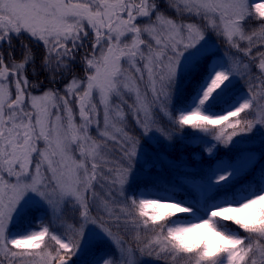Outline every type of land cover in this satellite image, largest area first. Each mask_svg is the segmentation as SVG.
Listing matches in <instances>:
<instances>
[{
  "label": "snow or ice",
  "instance_id": "obj_1",
  "mask_svg": "<svg viewBox=\"0 0 264 264\" xmlns=\"http://www.w3.org/2000/svg\"><path fill=\"white\" fill-rule=\"evenodd\" d=\"M213 35L235 50L231 63L214 59ZM34 46L43 49L38 65ZM256 47H264V0H0V256L77 264L73 257L92 253L98 258L89 264H145L114 233L120 217L92 215L87 193L95 197L94 182L109 180L106 170L115 172L108 195L122 202L125 223L154 233L137 244L141 254L155 251L186 264H264V166L257 168L264 154L242 150L234 161L217 160L195 174L185 167L180 183L197 194L191 200L164 202L175 197L145 198L140 191L164 181L165 168L181 167L150 152L153 140L173 148L184 139L175 133L187 126L211 144L203 151L215 160L218 144L227 147L240 136L235 145L242 147L248 134H264V109L259 118H247L264 99V51L253 56ZM81 51L82 76L73 67ZM246 77L244 94L214 111L233 81ZM189 79L196 81L191 103L176 108ZM110 143L118 145L114 168L108 167ZM242 181L249 182L231 199H216ZM40 208L72 223L65 231L41 224L12 232L16 217ZM177 213L199 222L165 223ZM223 222L244 234L225 230Z\"/></svg>",
  "mask_w": 264,
  "mask_h": 264
},
{
  "label": "rangeland",
  "instance_id": "obj_2",
  "mask_svg": "<svg viewBox=\"0 0 264 264\" xmlns=\"http://www.w3.org/2000/svg\"><path fill=\"white\" fill-rule=\"evenodd\" d=\"M169 14L172 15V13H169ZM251 27L255 28V27H257V25L252 24ZM211 39H212L211 48H212V50L217 52V56L214 59H216V60L227 59L228 62L231 63L232 60L234 59L232 57V52H234L235 50L234 49L230 50L227 43L222 38H219V37H216L215 35H213L211 37ZM38 48L42 49V47H38ZM34 50L38 51L36 47L34 48ZM257 51H264V47L254 48L253 53H252L253 56H255ZM83 55H84V51H81L77 55L76 64L73 66L75 74L81 75V76L84 74L83 70H82V64L80 63V60H81ZM243 63L247 64V63H249V61L247 59H245L243 61ZM253 63H258V61H254ZM125 67H127V65H125ZM244 71L245 70L243 69V66H241L240 74L242 75L244 73ZM254 71L257 72L255 69L253 70V72ZM253 72H252V75H255ZM39 79L44 81L45 87L51 86V85H48V82H47V80L44 79L43 75H41L39 77ZM186 81H188V80H185L184 84L186 83ZM146 83H147V77H145V81L140 84L141 93H143L145 91V84ZM233 83H234L235 87L232 88L231 91H229L225 96H223L222 98H219L216 102H214V105H213L214 111H217L218 109H220L218 106H216V103L223 102L225 104L226 101L231 102L233 100V98L230 99L232 96H234L235 99H239V97L244 94V87L247 85L248 79L246 77L245 79H241L239 81V83H237L236 81H233ZM55 87L61 88L62 84H57V85H55ZM35 94L39 95L40 93L37 92ZM98 99H99L98 96H94L93 102H98ZM128 103L131 104L132 100H129ZM257 104L259 106L256 107L255 112L253 113V116L250 117L249 119L259 118V115L262 113V109H264V99H258ZM73 110H74V113H78V107L76 105H73ZM125 111L127 112V109H125ZM53 113L55 115V110H53ZM54 115H53V119H54ZM76 122L78 124L80 123L78 115L76 118ZM100 122H101V129L100 130H103L102 112H101ZM127 124H128L129 129L134 128V124L132 122L131 117H129ZM166 127H168L169 130L171 131L170 126L166 125ZM97 131H98L97 128L95 127V125H93L92 130H91V135L94 138L98 139ZM193 131H195V130H192L186 126L182 132L177 131L175 133V135L177 137L183 136L184 137L183 140H186L187 142H189L192 145L191 156L194 158L195 154H199L198 156H196V158H194L195 160H206V161L212 160L208 157L207 153L203 151V149H205L206 147H210L211 144H204L201 140L193 137L192 136ZM133 134H136V133H133ZM250 135L252 138L244 140L242 147L246 148L247 152H251L255 156L260 157L262 154H264V134H261L260 132H256L255 134H250ZM208 139L211 140V137H208ZM258 139H262L260 142V145L250 147ZM237 140H241V139H239V136L234 137L232 144H229L227 147L224 144H218L217 145V151H216V158H215V160H212V163L215 164L217 160H221V159L225 160V156L221 155L219 153V151L225 150V148H231V149L236 148L237 146L235 145V142ZM215 143H216L215 141H212V144H215ZM38 147H40V148L44 147L43 141L38 143ZM108 147L112 150V154L109 156V160L112 161V163H110L108 165V167L114 168L118 164V158H119V152L117 151L118 145L110 143L108 145ZM146 147H148V150L152 153L162 154V155L166 156V158L170 161L174 160V159L167 156V154H166L167 147H163L162 149L156 148V141L155 140H153L151 143L146 145ZM253 147L255 149H252ZM37 160H38V157L34 154L33 160H32L33 166L35 165ZM175 161H177L178 163L181 164V167L179 169H176L173 171V170H169V169L165 168L163 175L166 177V179L164 181L156 184L155 186L149 185V187L147 189H145L143 186H141L140 190L143 191L148 196H151L153 198H159V197H163V196H174L175 197V200H173V201H164V202H177L179 200H191L194 196H196L197 194L192 193L186 184L182 185L180 183V178L185 175V171H184V168L186 167L185 163H187L189 160L183 161L185 163H182L179 160H175ZM261 166H264V159H261L259 161V163L257 164V168H259ZM186 168L190 174H195L198 172L197 169H195V168H189V167H186ZM104 175L109 176V180H110L111 177L115 175V172L110 175L105 170ZM173 177L176 178L174 183H169V181L172 180ZM109 180H105L101 177H98V180L96 182H94L93 191L95 193V197H93V192L87 193L88 199L90 201V209H91L92 215L93 216H101V217H104L105 219H109L110 217H117V216L120 217V221H119L120 230L117 231L116 228L113 227L114 233H116L117 238L123 239L125 241L124 246L126 248L136 249L137 255L139 256L140 259H142L145 262V264H186V261H184V260H178V261L173 262L172 260H170V258L167 257L166 254H161L159 257H157L155 255V251H153V255H151V256L147 255V250L143 254H141L139 252V250L137 248V244L139 243L140 246L147 244L148 241L152 239V236L154 235V233H151V231H144L143 229H138L131 222L125 223L126 217L124 216V213L121 211V207H120L122 202L115 197L110 198L108 195L110 192L113 191L112 187L109 184ZM249 180H251V177L249 178ZM247 182H249V181H242L240 184L235 185L232 189L228 190L227 195H225L224 192L217 194L216 199L217 200H223L225 198L231 199L232 193L237 191L240 187L245 186V184ZM164 185L172 186L175 188H181V189L185 190L186 192H185V194H179V193L175 192L172 188H165ZM113 200H115V203H113ZM106 201H107V204H105ZM200 216H201V214L198 213V217H200ZM48 218H49V221H50V224H51L53 230L65 231L67 225L72 223L71 220H67L65 222V219L63 217L60 219H57L56 216L51 215L50 213H48ZM204 218H206V217H204ZM19 219H20V217H16L14 222H13V225L16 224L19 221ZM192 223H194V222H192ZM225 230L233 231L229 228H226ZM137 236L139 237V240H137ZM101 247L107 248L108 246L103 245ZM95 258H98V257H95L92 253H89V254H82V255L73 257L72 259L77 261V264H89V261H91ZM0 260H3V264H29L27 259H25L24 261H21L20 259H16V260H12L10 262L9 259H7L3 256H0Z\"/></svg>",
  "mask_w": 264,
  "mask_h": 264
},
{
  "label": "trees",
  "instance_id": "obj_3",
  "mask_svg": "<svg viewBox=\"0 0 264 264\" xmlns=\"http://www.w3.org/2000/svg\"><path fill=\"white\" fill-rule=\"evenodd\" d=\"M34 48H35V46H34ZM36 48L38 50V51H35L36 52V56H37V65H38L39 64V59H40V57L43 54V50L41 48H38V47H36ZM253 73L255 75H258V72L254 71ZM195 86H196V81L195 80L189 79L188 81H186V83L183 86L181 94L175 100V107L176 108H181V107L191 103L193 89L195 88ZM232 98L234 99V96H232L230 99H232ZM224 105L225 104L223 102L216 103V106H218L219 108L223 107ZM243 116H244V114H242V117ZM252 116H253V113H249L247 118H250ZM239 139H241L240 136H239ZM261 140L262 139H258L250 147L259 146ZM156 147L158 149H162L163 147H167V150H166L167 156L172 158V159H174V160H179L182 163H185L183 161L189 160L187 163H185L186 167L195 168V169H197L198 172L200 170L204 169V168H207V167L213 165L212 160H208V161H206V160H195L191 156L192 145L189 142H187L186 140L176 139L175 146L173 148H169L168 145L166 143H163V142H161L159 144L156 143ZM252 149H255V148L253 147ZM242 150L246 151L247 149L244 148V147H236V148H232V149L231 148H225V150H220L219 153L221 155L225 156V160L234 161L236 159V157L238 156V154ZM164 187L165 188H172L175 192H177L179 194H185V192H186L185 190H183L181 188H175V187L167 186V185H164ZM141 192H143V191H141ZM145 198L155 199V198H153L151 196H148L147 194H145ZM197 216H198V213H197ZM171 220H179L182 223H186V222L198 223L199 222V219L191 218V214H189V213H177L175 216L167 218L165 223H168L169 226H173L170 223ZM223 223H226L227 228H229V229H231L233 231H241V230L238 229L237 226H235L231 222H223ZM41 224L50 225L49 220H48V215H47V212L45 210L36 209V210H33L32 212H30L29 214L22 216L20 218L19 222L16 223L12 227L11 230L14 233L25 234L27 230L36 229ZM241 234L243 235L244 233L241 231Z\"/></svg>",
  "mask_w": 264,
  "mask_h": 264
},
{
  "label": "bare ground",
  "instance_id": "obj_4",
  "mask_svg": "<svg viewBox=\"0 0 264 264\" xmlns=\"http://www.w3.org/2000/svg\"><path fill=\"white\" fill-rule=\"evenodd\" d=\"M157 148V147H156ZM158 149V148H157Z\"/></svg>",
  "mask_w": 264,
  "mask_h": 264
}]
</instances>
